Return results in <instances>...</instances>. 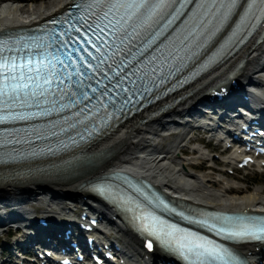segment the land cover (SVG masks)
<instances>
[{"label": "bare ground", "instance_id": "bare-ground-1", "mask_svg": "<svg viewBox=\"0 0 264 264\" xmlns=\"http://www.w3.org/2000/svg\"><path fill=\"white\" fill-rule=\"evenodd\" d=\"M11 2L0 3V32L47 21L63 11L69 0H51L38 8ZM239 64L241 66L237 71ZM234 71H237L236 76L242 85L247 82L264 85V41L261 42L259 36L220 62L215 70L184 88L174 97L182 98L181 102L159 117L145 124L140 123L141 120H148L150 112L157 108L143 111L105 136L88 144L74 159L66 160L71 161L57 162L51 168L37 170L32 179L25 180L19 173L0 169V204L20 209L26 200L35 199L44 205L46 215H57L68 210L65 201L75 199L81 206L87 207L86 209L90 211L88 213L97 215L114 229L116 234L114 239L121 242L124 254L131 263L144 258L142 243L131 232L128 224L117 215L114 208L102 205L89 197L85 188L91 180L122 172L134 178H142L152 185H159L163 192L171 191L183 197L184 204L190 206L229 211L264 208V198H262L264 190L256 187L252 189L253 191L247 190L240 194L242 189L230 185L225 179L212 181L206 173L205 176L199 177L186 169V166L195 164L194 156H205V153L196 147L192 148V153L187 151V144H184L186 141L187 143L188 141L198 142L197 139L188 138L189 132L178 135L176 141L170 143L165 149L159 148L158 144L154 143L156 138H160L162 132L168 131L170 127H178L176 118L188 112L191 105L204 99L209 90L227 80ZM171 101L172 98H169L163 103ZM254 101L262 104L264 98L256 94ZM179 153L193 156L182 159ZM234 158L235 155L232 153L222 157L218 162L232 163ZM216 164V161H212L208 169L196 164L192 167L215 175L220 172ZM225 181H227L226 186L216 189L218 184L223 185ZM84 197L87 201L83 200ZM26 214H31V211H27ZM37 233L36 239L45 235L41 232ZM242 253L249 260L264 263V251L257 252L253 246L243 247ZM152 258L158 260L156 256Z\"/></svg>", "mask_w": 264, "mask_h": 264}, {"label": "snow or ice", "instance_id": "snow-or-ice-1", "mask_svg": "<svg viewBox=\"0 0 264 264\" xmlns=\"http://www.w3.org/2000/svg\"><path fill=\"white\" fill-rule=\"evenodd\" d=\"M146 2V0H140V2H135V0H133L132 3H119L118 6L120 8H124L126 10H131L130 11V15L129 18H131L132 14H135V12L137 10H139L140 8H142L144 6V3ZM165 0H159V2L157 3V5L153 8V15L160 9V7L164 4ZM210 3H212L213 5H224L225 4V0H209ZM230 3H234V0H229ZM259 2L264 5V0H259ZM253 3H256V0H253ZM117 5H113V7H116ZM261 12L264 13V8H261ZM107 15V13H106ZM77 31H79V29H77ZM101 32H103V29H100ZM54 67V66H53ZM73 67H75V65H73ZM17 68L20 69V72L17 73ZM48 71H52L51 68H49L47 65H45L43 62H40L38 65H32L31 61L22 63L17 65L15 61H12L11 63L7 62V61H0V75L3 76H9L12 80H16L17 78L19 79H23L24 78V73H35L37 77H39L43 72H45V70ZM52 75L55 76V72L52 71ZM78 75V73H77ZM32 78V77H30ZM71 77H69L70 79ZM56 79L59 80V83L63 84L64 81L62 79H60L59 77H56ZM52 83V80L49 79L47 76L44 77L43 79V84L44 85H50ZM22 87H28V85H23ZM13 91L15 92L16 89H13ZM93 91H95V89H93ZM7 95L6 92H4L2 89H0V96H4ZM85 99H87V96L84 97ZM3 101L0 100V103H2ZM78 101H73V103H77ZM6 117L4 116H0V124L5 123L6 122ZM10 141H4V140H0V148L4 147V145L6 143H9ZM147 231V229H146ZM150 235H156V233L153 232H149ZM227 235H229L230 237L237 239V240H245V239H250V240H264V226H259V227H246L243 228L240 231H229L227 233ZM147 247L149 248V250L152 249V242L149 241L147 242ZM195 249H203L204 254L209 255L215 259H229L231 260L232 257L230 256V254H228L226 252V250L224 249H217L215 247H211V248H207L204 245L201 244H196L194 245Z\"/></svg>", "mask_w": 264, "mask_h": 264}, {"label": "rangeland", "instance_id": "rangeland-1", "mask_svg": "<svg viewBox=\"0 0 264 264\" xmlns=\"http://www.w3.org/2000/svg\"><path fill=\"white\" fill-rule=\"evenodd\" d=\"M49 1H51V0H32V1H30V2H27V3H23V5H26V6H29L30 8H38V7H40L42 4H44V3H47V2H49ZM11 2V1H10ZM5 3V2H4ZM12 3V2H11ZM189 136H191V135H189ZM177 135H175V136H172V137H166V138H164V139H162V140H160V138H156L155 139V142L154 143H156V144H158V147L159 148H167L168 147V145L170 144V143H173V142H175L176 141V139H177ZM194 137H197V135L195 134V136ZM154 141V140H153ZM188 147H190V148H192V147H194V146H188ZM216 150V152H213V156L214 155H219V147H216L215 148ZM188 151H190V149L188 148L187 149ZM181 157H183V158H185L184 156H181ZM218 165H217V167H219V168H221L222 169V167L220 166V164L219 163H217ZM210 165V163H207L205 166H209ZM187 169L189 170V171H191V172H193V170H191V168L190 167H187ZM194 173V172H193ZM206 174H208L207 172H205ZM212 177V178H211ZM211 177H208V178H210L211 180H216V179H219V176H216V175H212ZM228 180V179H227ZM234 180H235V182H241V183H243V186H242V188H243V190L240 192V194L242 193V192H245V191H250V190H252V189H254V188H256V187H258L259 189H262V190H264V174L263 173H260V172H258V171H255V170H243V171H238L237 172V177L236 178H234ZM229 181V183L230 184H232L233 186H236V183H234V182H231V180H228ZM219 186H221V184H219L218 185V187H216L217 189H219ZM253 191V190H252ZM235 195V194H234ZM230 197H233V196H230ZM262 198H264V194L262 195ZM37 202V201H36ZM67 208H69L70 210H72V212H74L75 210H77L79 207H81V205H80V203H79V201H77V200H75V199H71V200H69V201H67ZM43 205H41V204H38V203H36V205L33 207V210L36 212V215L35 216H41V215H43ZM72 212H70L69 213V217H72ZM60 214H62V212L60 213ZM59 215V214H58ZM58 215H52V216H58ZM69 219V218H68ZM116 220V219H115ZM104 230L106 231V232H109L110 234L109 235H111L112 237H114L116 234H115V231H114V229L111 227V226H108V225H106V227H104ZM4 233H1L0 234V246L1 245H3V244H5V243H7L8 241L4 238ZM0 250H1V248H0Z\"/></svg>", "mask_w": 264, "mask_h": 264}, {"label": "trees", "instance_id": "trees-1", "mask_svg": "<svg viewBox=\"0 0 264 264\" xmlns=\"http://www.w3.org/2000/svg\"><path fill=\"white\" fill-rule=\"evenodd\" d=\"M16 1L21 2V3H25V2H27L29 0H16Z\"/></svg>", "mask_w": 264, "mask_h": 264}]
</instances>
